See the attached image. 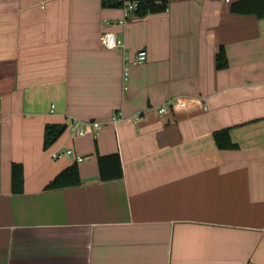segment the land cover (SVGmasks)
<instances>
[{"label": "crops", "instance_id": "obj_1", "mask_svg": "<svg viewBox=\"0 0 264 264\" xmlns=\"http://www.w3.org/2000/svg\"><path fill=\"white\" fill-rule=\"evenodd\" d=\"M166 1L125 18L101 0H0V61L15 62L0 99V264H264V17L233 13L238 0ZM67 119L102 127L44 150L45 125ZM223 130L235 148L216 147ZM111 154L122 177L101 182ZM72 165L79 186L44 190Z\"/></svg>", "mask_w": 264, "mask_h": 264}, {"label": "trees", "instance_id": "obj_2", "mask_svg": "<svg viewBox=\"0 0 264 264\" xmlns=\"http://www.w3.org/2000/svg\"><path fill=\"white\" fill-rule=\"evenodd\" d=\"M139 2L136 15L143 17L148 13L163 12L167 8L166 0H137ZM106 8L119 7L118 0H101ZM231 11L239 15H254L257 18L264 17V0H238L231 4ZM217 68L227 67L225 52L220 48L217 54ZM15 62L13 59L0 61V99L14 89ZM64 124H46L43 132V149L51 147L65 132ZM216 147L219 150L233 149L235 146L230 142L226 130L213 134ZM98 179L101 182L118 180L122 177L121 163L117 154L97 157ZM79 172L76 165H72L61 171L45 187V191L72 188L81 184ZM10 190L12 194L23 193V167L19 163L10 166Z\"/></svg>", "mask_w": 264, "mask_h": 264}, {"label": "built area", "instance_id": "obj_3", "mask_svg": "<svg viewBox=\"0 0 264 264\" xmlns=\"http://www.w3.org/2000/svg\"><path fill=\"white\" fill-rule=\"evenodd\" d=\"M120 5L119 8L123 11V15L125 18L133 17L136 14V11L139 6V2L137 0H118ZM123 23V22H122ZM100 44L107 49H120L124 47V43L120 40H117L116 37L112 33H104L99 37ZM146 61V52L139 51L135 59L132 61V65H140ZM127 73L126 68L123 73V81H126ZM171 103V101H169ZM179 107L183 106V103H177ZM164 109H160L159 113H164ZM120 119V118H119ZM118 119L113 117V122L116 123ZM66 130L69 131L74 138H84L86 136L96 137L102 127L100 121L95 120H73L67 119L64 123ZM63 155L74 157L77 163H81L83 159L79 156L75 155L73 149H67L63 152ZM61 154H54V158H59Z\"/></svg>", "mask_w": 264, "mask_h": 264}]
</instances>
